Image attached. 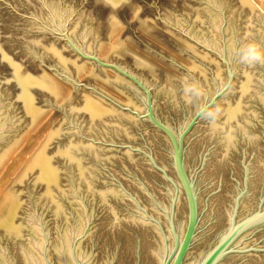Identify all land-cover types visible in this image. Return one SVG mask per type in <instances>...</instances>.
<instances>
[{"label": "water", "instance_id": "obj_1", "mask_svg": "<svg viewBox=\"0 0 264 264\" xmlns=\"http://www.w3.org/2000/svg\"><path fill=\"white\" fill-rule=\"evenodd\" d=\"M253 41L250 0H0V264H264Z\"/></svg>", "mask_w": 264, "mask_h": 264}, {"label": "clouds", "instance_id": "obj_2", "mask_svg": "<svg viewBox=\"0 0 264 264\" xmlns=\"http://www.w3.org/2000/svg\"><path fill=\"white\" fill-rule=\"evenodd\" d=\"M242 55H240V62L248 66H255L256 64L264 63V45H260L256 42H249L248 44L242 46L239 50ZM186 93L190 95H195L197 97H202L206 94V91L200 87L197 81H193L185 89ZM219 112V109L214 111L205 110L201 112V116L205 119L214 120L215 113Z\"/></svg>", "mask_w": 264, "mask_h": 264}, {"label": "rangeland", "instance_id": "obj_3", "mask_svg": "<svg viewBox=\"0 0 264 264\" xmlns=\"http://www.w3.org/2000/svg\"><path fill=\"white\" fill-rule=\"evenodd\" d=\"M264 15V0H250Z\"/></svg>", "mask_w": 264, "mask_h": 264}, {"label": "bare ground", "instance_id": "obj_4", "mask_svg": "<svg viewBox=\"0 0 264 264\" xmlns=\"http://www.w3.org/2000/svg\"><path fill=\"white\" fill-rule=\"evenodd\" d=\"M257 1V0H256Z\"/></svg>", "mask_w": 264, "mask_h": 264}]
</instances>
